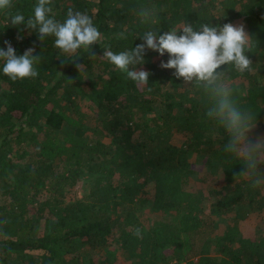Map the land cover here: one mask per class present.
Wrapping results in <instances>:
<instances>
[{
  "label": "trees",
  "instance_id": "16d2710c",
  "mask_svg": "<svg viewBox=\"0 0 264 264\" xmlns=\"http://www.w3.org/2000/svg\"><path fill=\"white\" fill-rule=\"evenodd\" d=\"M36 3L11 0L0 9V47L8 40L23 55L34 46L40 57L38 77L16 81L0 61V264H264V149L255 168L226 151L229 133L207 116L210 93L162 68L168 54L147 50L144 63L130 66L150 73L141 86L103 56L106 48L133 49L147 31L244 24L252 70L218 71L252 127L264 131V0H52L57 21L80 11L102 34L91 52L71 55L54 37L41 41L11 24L16 13L32 17ZM185 151L223 173L211 192L213 207L230 215L223 234L214 235L203 195L190 187ZM81 182L92 184L85 196ZM243 205L256 238L241 230Z\"/></svg>",
  "mask_w": 264,
  "mask_h": 264
},
{
  "label": "clouds",
  "instance_id": "9594fccd",
  "mask_svg": "<svg viewBox=\"0 0 264 264\" xmlns=\"http://www.w3.org/2000/svg\"><path fill=\"white\" fill-rule=\"evenodd\" d=\"M51 3L52 0H37L32 17L25 21L22 13H16L11 17V24L26 25L27 29L37 31L41 41L48 36L54 37L55 48L67 55L81 49L91 52L92 46L102 35L93 19L86 13L70 9L67 18L61 23L50 15ZM10 6L11 0H0V9ZM140 15L146 18L148 13L142 11ZM22 39L18 34L17 40ZM142 39L143 43L131 50L113 52L106 48L103 56L127 79L141 86L148 83L150 73L130 66L144 63L147 50L158 52L161 56L168 54L169 59L167 62L161 61L160 66L174 69L173 75L178 79L182 78L186 82L195 80L204 86L213 99V106L208 109L207 116L217 120L230 135L225 150L243 157L247 168H255L257 150L264 149V145L259 140L249 138L252 115L235 104L230 88L222 81L223 73L218 71L224 65H232L241 73L252 70V61L247 55L249 35L245 25L225 23L215 27L204 24L200 30H195L189 24L179 32L172 29L157 35L147 31ZM4 44L6 50L0 47L3 74L12 81L38 77L40 57L35 55L34 46L25 50L23 55H17L10 41L5 40ZM76 67L80 65L76 64ZM237 175L240 173H233L234 177ZM260 183V180H255L252 186L255 188ZM135 234L139 236L140 230L137 229Z\"/></svg>",
  "mask_w": 264,
  "mask_h": 264
},
{
  "label": "rangeland",
  "instance_id": "374dc122",
  "mask_svg": "<svg viewBox=\"0 0 264 264\" xmlns=\"http://www.w3.org/2000/svg\"><path fill=\"white\" fill-rule=\"evenodd\" d=\"M248 136H254L255 140H259L261 144L264 141V131L259 126L251 127V131L248 132ZM182 137L178 136L175 138L177 143H180ZM263 154V153H260ZM184 159L189 163L192 168V178L190 182V187L192 190L200 192L203 195L204 199V216L207 218V221L212 225L214 235L223 234L225 226L230 222L229 214H221L217 211V207H213L215 203V196L211 193L214 189L219 188L224 184V176L220 169H217L215 172H210V168L207 164V158L203 155L193 154L190 151H185ZM90 184H84L81 182L79 187H77V192L79 196H85L88 193ZM148 189L152 190V185H149ZM250 211L251 209L247 205L240 207L237 216L241 230L245 236L256 238L258 235V230L256 225L250 221ZM150 212L149 209L145 210L144 214L140 216V220L143 222H148L146 220V215ZM234 213L235 212H231ZM210 247V244L209 246ZM212 253H214V248L210 247Z\"/></svg>",
  "mask_w": 264,
  "mask_h": 264
}]
</instances>
